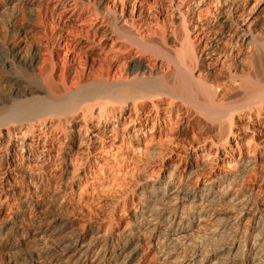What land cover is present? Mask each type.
Segmentation results:
<instances>
[{"label":"bare ground","instance_id":"1","mask_svg":"<svg viewBox=\"0 0 264 264\" xmlns=\"http://www.w3.org/2000/svg\"><path fill=\"white\" fill-rule=\"evenodd\" d=\"M148 1L58 0L65 12L91 5L94 20L102 25L92 37L87 35L79 42L80 50L84 44L87 48L91 45L84 56L112 55L104 62L107 72L95 76L85 70L74 71L77 79L68 82L74 72L66 63L61 78L56 80V64L51 59L48 65L36 67V53L32 54V44L26 41L34 29L24 24L22 11L33 12L42 2L0 0V8L21 10L3 26L8 38L0 44V138H8L5 148L19 142L30 149L37 133L45 148L56 131L68 136L67 125L78 124L68 136L69 154H90L97 139L113 137L107 136L108 124L114 126L115 142L127 120L132 126H142L149 116L143 120L141 111L149 105L158 110L159 104L166 102L169 106H187L213 122L227 124V135L232 132L235 115L242 118V113H236L240 108H250L247 117L251 119L257 106V117H264V0H169L181 36L175 31H158L161 36L153 33L145 39L136 21ZM124 38L129 44L119 51L117 41ZM133 49L132 58L123 59ZM147 56L154 57L151 65H145ZM126 59L122 64L126 72H112ZM215 60L214 67L227 70L226 81H212L208 66ZM220 87H232L244 95V100L230 106L219 104ZM79 112L80 122L75 120ZM96 119L97 128L91 127L89 122ZM103 123L106 127H101ZM260 128L258 133L264 136L263 123ZM84 147L86 150L79 152ZM236 165L234 173L212 181L197 177L201 171L198 167L180 178L172 172L160 182L147 184L129 228L117 236H107L103 242L98 236L88 242L78 236L62 247L48 246L46 238L61 221L54 216V209L64 196L61 190L46 191L42 196L47 208H39L38 216L45 224L30 221L23 232L40 247L26 264H42L40 259L44 264H145L151 255L156 264H264V199L255 200L253 190L243 187V181L258 170L259 163L246 157ZM195 177L196 184H191ZM30 200L27 204L31 205ZM35 207L38 205L33 203ZM34 226L36 231H32ZM16 228L13 223L9 231ZM6 229L0 226V235ZM21 244L24 242L11 244L9 250ZM17 260L11 257L5 264H20Z\"/></svg>","mask_w":264,"mask_h":264},{"label":"rangeland","instance_id":"2","mask_svg":"<svg viewBox=\"0 0 264 264\" xmlns=\"http://www.w3.org/2000/svg\"><path fill=\"white\" fill-rule=\"evenodd\" d=\"M39 1L42 5L33 12L22 11L24 24L34 29L33 32L29 31L26 41L32 44V54L36 53V67L48 65L52 59L56 64L53 72L56 80L61 78L65 63L71 73L85 70L86 73L98 76L107 72L104 62L112 57L111 54L102 53L90 58L86 57L88 54L84 52H87L91 45L87 48L84 44L85 47L83 45L81 49L84 51L78 47L79 42L85 40V36L92 37L102 28V25L94 20L93 7L86 4L81 10L65 12V7L58 5V0ZM171 9L169 0L146 2L141 10V17L136 21L140 34L146 36L145 39L158 31L159 34L162 31H175L181 36L179 22L174 18ZM20 11L12 6L0 8V44L8 38L3 26L12 14ZM158 33L156 35H159ZM97 35L95 39L99 37ZM262 37L264 38V31ZM98 39L97 42L100 40ZM127 44L129 42L125 38L120 39L116 48L124 51ZM135 51L136 49L131 50L123 59H131ZM153 58L147 56L145 65H151ZM128 60H122L119 63L121 67L114 66L112 72H126L122 64ZM215 61L213 65L208 66L212 81H226L227 70L214 67L217 63V60ZM165 63L168 64L167 61ZM75 72L68 76V82L77 79L78 74ZM220 88L217 97L219 104L230 106L244 100V95L236 93L232 87ZM159 106L156 110L149 105L146 110L141 111L140 117L143 120L149 116L142 126L139 123L132 126L130 119L127 120L120 126L115 142L114 126L108 124L107 136L113 137L97 139L98 143L91 146L90 154H69L71 138L68 136L74 132L72 127L78 124L67 125L68 136L56 131L47 140L45 148L42 147L43 140L39 142L40 133L36 134L34 146L30 149L23 147L19 142L5 148L8 138H0V226L7 228L0 235V263H7L11 257L18 259L20 264L29 263L32 254L40 248L33 239L29 240L23 236V232L30 221H36L35 225L44 223L43 218L38 216L39 208H47L46 200L42 196L46 191H63L64 197L59 198L54 209V216L61 219L60 224L46 238L48 246L58 247L78 236L83 237L85 242L98 236V240L103 242L107 236H117L127 230L133 221L134 213L139 210V196L144 187L166 179L172 172L175 177L180 178L199 167L201 171L197 177L203 182L212 181L234 173L240 158L251 157L259 163L258 170L247 175L242 185L253 190L255 200L264 199V136L258 133V129L264 124V117H257L254 111L257 106L252 109L251 119L247 117L250 108H240L236 111L238 114L242 113V118L235 115V124L230 135L226 134L227 124L213 122L187 106L183 107L178 103L169 106L168 102ZM129 113L130 111L127 115ZM79 114L75 117L78 122L82 120L81 112ZM98 122L96 119L89 124L97 128ZM139 122L141 123V119ZM104 123L101 127H106L107 123ZM76 149H79V144ZM84 150L86 147L79 152ZM190 183L196 184V177ZM30 198L31 205L27 204ZM33 203L38 207L33 209ZM13 223L17 228L16 231L10 232L9 228ZM35 228L37 226H34L32 231H36ZM21 242L24 244L16 250H9L11 244L15 246ZM147 261L145 264H156L152 255ZM40 263L44 264L43 259H40Z\"/></svg>","mask_w":264,"mask_h":264}]
</instances>
